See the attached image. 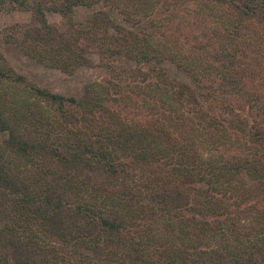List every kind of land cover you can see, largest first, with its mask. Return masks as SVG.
Returning <instances> with one entry per match:
<instances>
[{"label": "trees", "instance_id": "1", "mask_svg": "<svg viewBox=\"0 0 264 264\" xmlns=\"http://www.w3.org/2000/svg\"><path fill=\"white\" fill-rule=\"evenodd\" d=\"M9 1L31 18L4 43L107 75L68 95L0 52L26 93L0 87V264H264V0ZM78 5L85 26L47 18Z\"/></svg>", "mask_w": 264, "mask_h": 264}, {"label": "rangeland", "instance_id": "2", "mask_svg": "<svg viewBox=\"0 0 264 264\" xmlns=\"http://www.w3.org/2000/svg\"><path fill=\"white\" fill-rule=\"evenodd\" d=\"M94 7H87L78 5L66 15L62 16L58 12L51 10L46 11L48 20L51 23H55L59 26H64L66 22L71 21L76 26H85L88 23L90 14ZM194 14H191V21L194 19ZM31 18V11L12 4L9 0L3 2L0 1V52L4 54L7 61V66L14 72L23 73L26 75L28 80H32L41 86H45L54 91H59L65 94H81L83 91L84 84L90 80H99L104 82V78L107 75V70L99 64L98 57L93 55V64L90 66H81L75 68L71 73L63 72L58 68H52L42 63L34 61L29 57L23 49L15 43H4L3 42V30L5 26L16 22H27ZM254 23L257 21L253 19ZM253 23V22H252ZM217 23L214 21V17H205L201 21L200 28L211 30L216 28ZM251 24V23H250ZM253 27L254 25L251 24ZM258 25V24H257ZM183 31L185 29L181 28ZM5 32V31H4ZM193 34V32H191ZM215 39V38H213ZM256 51L251 48L252 55L249 57L251 62V68H255L257 72L254 81H264V47L254 46ZM3 60L0 56V64ZM166 76L171 80H182L189 82L196 89L201 90V85L191 76L187 75L186 72L182 71L171 61H166ZM258 75V76H257ZM9 80H0V87H6L7 93H13L15 96L26 95V93L18 89V87H12L7 85ZM264 84V83H263ZM262 84V85H263ZM3 88H0L2 90ZM4 133L0 132V139L3 138Z\"/></svg>", "mask_w": 264, "mask_h": 264}]
</instances>
